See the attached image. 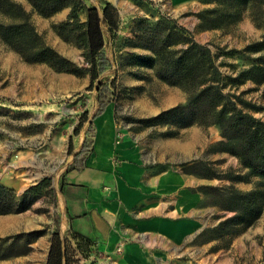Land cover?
Masks as SVG:
<instances>
[{
    "label": "rangeland",
    "instance_id": "rangeland-1",
    "mask_svg": "<svg viewBox=\"0 0 264 264\" xmlns=\"http://www.w3.org/2000/svg\"><path fill=\"white\" fill-rule=\"evenodd\" d=\"M19 1L30 12L37 28H41L42 24L36 19L48 17L41 14L30 0ZM228 5L227 0H203L198 9L180 13L162 11L153 6L152 15L133 14L125 23L121 19L119 29L108 34L107 47L100 56V76L93 84L89 72L59 71L46 62L26 61L0 37V142L7 139L9 146L19 149L17 153L16 150L8 152H12V158L8 155L4 159L0 153V183L15 188L18 195L28 191L27 197L31 201L30 207L23 212L0 213V264H46L45 248L53 232L59 228L58 206L64 174L72 166L67 161V136L58 141V123L65 118L73 123L87 106L92 90L98 91V97L105 101L120 100L119 117H126L125 121L132 127H141L139 118L153 116L156 110L187 104L189 100L185 81L172 82L160 74L167 69L162 54L171 57L172 50L186 48L193 38L208 43L222 72L233 76L256 63V57L264 54V16L246 5H240L236 20L222 15L219 26H205L215 16L212 9L217 8L223 14ZM0 21H8L1 12ZM61 22H52L51 29L69 46L78 47L68 28H58ZM45 33L46 30L42 34L50 43ZM258 41L263 42L259 45L262 49L250 46ZM79 49L81 54L75 60L65 56L79 66H88L83 50ZM19 60L26 63V69L20 70ZM173 78L179 77L175 74ZM60 81L62 94L53 90L54 84ZM6 87H9V94L4 91ZM36 91L41 93L36 94ZM225 91L239 93L256 105L264 106V82L247 79L240 84L229 83ZM245 110L264 119V109ZM194 125L204 130L208 147L204 159L189 169L204 168L207 175L215 171L222 173L223 178L207 177L216 184L208 181L202 187L206 204L217 211L222 210V213L216 211L214 218L225 219L234 212L223 209L219 189L214 187L231 183L227 178L230 174L246 175L244 180L233 181L241 189L254 188L262 178L251 172L233 152L237 149L236 139L226 138L219 124ZM158 126L163 128L160 132L173 130L178 133L180 128L167 123ZM14 179L20 180L21 185L7 184ZM237 228L240 230L237 247L229 249L236 235L232 238L225 235L216 245L194 248L179 264H263L264 200L263 213L256 222ZM210 235L212 233L208 232L207 237ZM218 249L223 252L214 255Z\"/></svg>",
    "mask_w": 264,
    "mask_h": 264
},
{
    "label": "crops",
    "instance_id": "crops-1",
    "mask_svg": "<svg viewBox=\"0 0 264 264\" xmlns=\"http://www.w3.org/2000/svg\"><path fill=\"white\" fill-rule=\"evenodd\" d=\"M104 1L85 0L88 5L99 8ZM106 1L118 8L124 23L133 14L152 15L154 7L180 13L196 10L203 2ZM69 13L70 8H64L51 17L36 19V22L38 20V24H42L38 30L41 33L46 30L50 43L53 41L52 44L64 55L75 60L81 54L80 49L69 46L51 29L52 22L68 19ZM81 17L86 19L85 14ZM104 33L105 49L110 33L106 26ZM24 65L26 63L22 61L19 63L20 70L26 69ZM9 87L4 90L8 94ZM53 90L62 94V81L56 82ZM40 93L36 91V94ZM104 101L98 97V91L92 90L87 106L73 123L67 118L60 119L58 123V141L67 136L68 153L73 140V153L67 160L72 166L64 174L58 206L59 230L63 238L76 233L92 242L90 257L82 263L179 264L194 248L218 244L220 238L214 229L223 219L214 218L217 208L206 204V193L202 187L208 181L216 182L189 169L203 160L206 154L208 142L204 130L191 125L170 134L160 132L163 128L158 124L140 123L141 127H132L125 121L126 117H119L120 100ZM163 110L165 108L156 110L153 115ZM84 117L80 133L75 134ZM12 150L19 151L9 146L7 139L0 142V153L4 159L8 155L13 157ZM20 183L18 179L7 182L13 187L20 186ZM217 212L222 213V210ZM208 232L214 234L207 237ZM239 242L240 237L236 235L229 249L237 247ZM50 245L51 241L44 251L45 263ZM222 250L218 249L213 254L217 255Z\"/></svg>",
    "mask_w": 264,
    "mask_h": 264
},
{
    "label": "trees",
    "instance_id": "trees-1",
    "mask_svg": "<svg viewBox=\"0 0 264 264\" xmlns=\"http://www.w3.org/2000/svg\"><path fill=\"white\" fill-rule=\"evenodd\" d=\"M207 2L218 0H205ZM44 16H52L60 10L70 7L68 19L62 21L58 28H68L75 44L83 50L88 66H79L71 58L62 54L38 30L32 20L30 12L19 0H0V12L8 21H0V37L11 48L16 50L28 62H46L59 71L80 73L89 72L92 84L99 79L101 68V53L106 45L104 27L110 33L119 29L120 12L109 1L99 8L88 5L85 0H30ZM228 8L223 14L216 9L215 16L206 23L207 28L217 27L222 22V15L236 20L240 12V5H246L264 16V0H227ZM86 15L82 19L81 13ZM180 28H184L180 26ZM67 39V38H66ZM262 41L250 44L256 50L262 49ZM171 57L161 59L166 65V72L160 71L168 80L185 81L189 88L187 104H178L160 113L139 118L145 125L167 123L177 127H187L194 124L217 123L228 139H236L237 149L233 152L251 172L262 178L251 189H241L234 184V179L244 180L245 174L228 175L231 183L219 189L223 209L234 213L221 220L216 226V235L223 239L225 235H237L238 226L248 227L256 222L263 213L264 200V119L245 110L264 109L243 98L239 93L225 91L229 83L240 84L247 79L257 83L264 82V54L256 57V63L242 69L237 75L224 74L215 61L214 53L208 43H201L195 39L189 40L186 48L172 50ZM171 74H166V73ZM179 78H173V75ZM179 79V80H177ZM85 117L75 129L80 133ZM173 134L176 131L170 130ZM73 153V140L70 141L69 154ZM196 162L195 164H197ZM194 164V165H195ZM201 164L203 162L201 161ZM207 177L223 178L221 172L207 175L205 169L196 170ZM28 191L18 195L15 188L0 183V213L23 212L27 210L31 201ZM212 233V232H211ZM214 234V233H212ZM92 242L76 233L72 237L63 238L59 228L51 237V245L46 264H83V259L90 257ZM264 264V263H263Z\"/></svg>",
    "mask_w": 264,
    "mask_h": 264
},
{
    "label": "built area",
    "instance_id": "built-area-1",
    "mask_svg": "<svg viewBox=\"0 0 264 264\" xmlns=\"http://www.w3.org/2000/svg\"><path fill=\"white\" fill-rule=\"evenodd\" d=\"M84 261H86V259H83L82 262L84 263Z\"/></svg>",
    "mask_w": 264,
    "mask_h": 264
}]
</instances>
